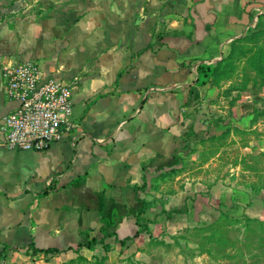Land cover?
Listing matches in <instances>:
<instances>
[{"label": "crops", "instance_id": "1", "mask_svg": "<svg viewBox=\"0 0 264 264\" xmlns=\"http://www.w3.org/2000/svg\"><path fill=\"white\" fill-rule=\"evenodd\" d=\"M257 2L0 0V80L4 68L28 61L48 76L78 78L70 136L44 151L9 149L0 137V264H88L104 236L116 249L127 237L122 247L159 238L166 218L158 208L171 212L160 200L166 163L182 145L183 112L205 87L196 85L197 68L222 61L248 33ZM10 107L0 88L1 113ZM180 167L170 198L203 185L214 198L205 212L217 211V220L228 205L248 216L264 203L244 206L239 187L224 207L218 185ZM152 196L151 221L140 226L137 200ZM192 205L190 214L203 215Z\"/></svg>", "mask_w": 264, "mask_h": 264}, {"label": "rangeland", "instance_id": "2", "mask_svg": "<svg viewBox=\"0 0 264 264\" xmlns=\"http://www.w3.org/2000/svg\"><path fill=\"white\" fill-rule=\"evenodd\" d=\"M256 8L249 12L255 25L231 43L216 78L183 112L190 121L183 124L182 145L175 160L167 161L169 169L162 178L166 193L160 200L170 204L171 217L165 215L166 227L158 230L161 238L150 236L149 241L117 249L104 242L106 247L99 246L88 264H264V228L259 224L264 222V203L263 212L255 205L257 200L264 202V0H258ZM175 165L191 171L200 182L218 185L223 192L215 199L223 200V206L236 200L233 190L242 188L244 206L251 205L257 213L232 212L228 205L221 213L232 219L217 220V211L205 212L204 208L211 210L205 202L214 198L204 193L203 185L171 199L174 186L183 181L175 184ZM156 201L152 196L150 208ZM193 203L203 215L188 212ZM137 205L141 206L139 199ZM141 221L151 219L144 215Z\"/></svg>", "mask_w": 264, "mask_h": 264}, {"label": "built area", "instance_id": "3", "mask_svg": "<svg viewBox=\"0 0 264 264\" xmlns=\"http://www.w3.org/2000/svg\"><path fill=\"white\" fill-rule=\"evenodd\" d=\"M78 78L48 76L37 62L3 69L0 88L8 105L0 110V137L9 149L44 151L78 128L73 121ZM6 264V263H1Z\"/></svg>", "mask_w": 264, "mask_h": 264}, {"label": "trees", "instance_id": "4", "mask_svg": "<svg viewBox=\"0 0 264 264\" xmlns=\"http://www.w3.org/2000/svg\"><path fill=\"white\" fill-rule=\"evenodd\" d=\"M235 43L233 42L232 45H234ZM221 64L220 62L219 63H214V64H201L200 66H198L197 68V75H198V78L196 80V85L199 86V87H204L206 85H208L211 80H213L214 78H216L218 72H219V68H220ZM55 190V187L54 186H51L49 189L45 190L44 192H42L41 196H47L48 194H50L52 191ZM136 190H140L139 188H136ZM139 203H141V206L138 208V212H137V222L140 226L141 225V219L143 217V215L146 214L147 210L149 209V204L146 202V201H143V200H140L139 199ZM163 214H165L167 216L168 219H170L171 217V213L170 212H167L166 210L163 211ZM221 218H224V219H232L230 218L227 214H224V213H221V216L219 219ZM235 220V219H234ZM247 220L249 222H256V220H252L250 218H247ZM258 221V220H257ZM259 222V221H258ZM260 226H262L264 228V222H259ZM141 232H148L149 233V229L147 227H143V230ZM139 233L138 232L136 235H135V238L139 236ZM111 235H107V236H104L100 241L99 243L101 245H103L104 247H106V245L104 244L105 240ZM210 240H212L214 237H215V234H210L209 236ZM132 238L131 237H127L125 238L124 240H121L120 243L122 246H125L126 243L128 241H130ZM98 242L95 240L92 242V244H87L86 247H88L90 250L94 249V246L93 245H96ZM84 245H80L79 247L82 248ZM106 249V248H105ZM37 251H44V252H51V253H59L60 251L59 250H56V249H48V250H36L35 249V252Z\"/></svg>", "mask_w": 264, "mask_h": 264}]
</instances>
